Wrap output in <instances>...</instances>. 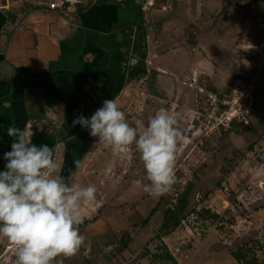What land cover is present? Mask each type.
Segmentation results:
<instances>
[{
	"label": "rangeland",
	"instance_id": "374dc122",
	"mask_svg": "<svg viewBox=\"0 0 264 264\" xmlns=\"http://www.w3.org/2000/svg\"><path fill=\"white\" fill-rule=\"evenodd\" d=\"M4 1L8 5V0ZM134 6V3L126 5L128 10L120 17L121 22L132 19L137 10ZM98 7L95 0L81 13L77 5L76 12L62 14L69 22L77 24L81 18L93 23L99 13L105 15L101 16L105 21L112 8L101 7L97 11ZM136 23L137 29L141 28L148 39H144L147 43L142 41L144 48L140 57L149 71L135 79L127 78L129 91L122 97L117 88L110 99L121 96L118 102L129 122L136 116L145 125L157 109L176 105L184 140L178 144L175 183L162 195H150L144 190L149 181L134 146L116 157L110 147L94 148L97 138L91 137L88 130L76 131V135L72 129L67 137L61 138L53 134L49 146H59L64 141L56 157L60 165L56 175L69 183L94 184L97 188L96 199L82 205L84 220L79 225L91 250L81 248L72 257H57L54 264H169L153 255L164 251L163 245L179 264H245L231 254L242 244L251 248L249 255L255 253L259 263L264 264V1L154 0L146 14L142 12V21ZM135 34L134 28L128 37L132 39ZM167 37L173 40L174 52L176 48L183 49L180 43L188 51L198 40L203 47L208 46L209 57L218 60L219 67L213 80L198 77V83L206 89L221 95L227 93L234 77L253 84L258 107L244 123L247 129L236 132L240 127L234 125L222 134L210 132L205 136L198 123L207 105L196 85L183 79L187 86L194 87V91H189L196 93L193 109L186 110L180 106L182 92L174 88L170 80L168 87L156 81L154 67L159 64L152 63L151 58L147 60V50L153 49L151 42L159 43L154 42L157 38L165 40ZM163 45L158 44V48ZM217 47L219 50H214ZM127 49L128 56L124 58L129 65L135 59L129 57L133 55L132 48ZM150 57L155 59L153 55ZM181 61H184L181 65L187 66L184 59ZM172 76L178 88H188L182 84L179 73ZM101 96L97 109L103 106ZM184 101L189 103L187 99ZM65 124L67 126L68 122ZM77 160L82 162L79 169L74 163ZM110 163L115 164L114 172L105 175ZM188 181L194 186L186 209L196 210L184 216L175 227L161 228L164 210L175 205ZM154 206L156 210L152 212ZM205 208L219 217H203L201 213ZM15 260V246L0 237V264H15Z\"/></svg>",
	"mask_w": 264,
	"mask_h": 264
},
{
	"label": "crops",
	"instance_id": "0c3cea01",
	"mask_svg": "<svg viewBox=\"0 0 264 264\" xmlns=\"http://www.w3.org/2000/svg\"><path fill=\"white\" fill-rule=\"evenodd\" d=\"M94 1L84 0L78 4L80 13ZM97 1V11L101 7H111V14L104 10L105 21L101 17L105 15L99 13L97 21L88 23L81 18L79 25L69 22L64 13L48 10L40 0H8L7 6L0 7V171L5 170L4 153L11 150L13 138L7 135V128L13 122L30 133L33 143L49 144L53 134L61 138L67 137L72 129L73 133L87 131L78 130L82 127L73 126V120L79 115L91 117L100 103V92L102 102L110 99L117 88L122 97L129 91L127 78H131L129 70L135 61L128 65L124 55L128 56L127 48L130 47L133 55L129 57H140L144 48L142 41L147 43L148 39L141 40L136 55L133 48L138 42L134 38L136 34L131 39L122 27L132 24L133 29H137L138 9L134 6L137 9L132 16L134 20L121 22L120 17L128 10L129 2ZM76 8L72 7L67 14L76 12ZM167 38L154 41H159V45L163 43V47L158 48V44L151 42L153 49L147 50V60L151 58L152 63L159 64L154 67L156 81L167 87L171 81L174 88L182 92L179 105L191 110L196 93L192 94L194 87L187 86L183 79L188 82L195 79L199 85L200 76L213 80L218 60L209 57L208 46L203 47L200 40L189 51L180 43L183 49L176 48L174 52L173 40ZM180 50L185 53L177 52ZM179 58L184 59L187 66L181 65L184 61ZM175 73H179L187 89L177 87L172 76ZM186 99L189 103L184 101ZM176 108L171 105L167 109L178 114ZM190 130L191 127L188 132ZM62 143L64 141L59 147Z\"/></svg>",
	"mask_w": 264,
	"mask_h": 264
},
{
	"label": "clouds",
	"instance_id": "9594fccd",
	"mask_svg": "<svg viewBox=\"0 0 264 264\" xmlns=\"http://www.w3.org/2000/svg\"><path fill=\"white\" fill-rule=\"evenodd\" d=\"M131 121L113 98L104 100L91 117L76 116L73 126L97 138L94 148L110 147L116 157L134 146L149 181L144 190L162 195L175 183L178 144L184 140L178 114L162 107L147 125L136 116ZM7 135L13 139L11 150L4 153L5 170L0 171V237L15 246V264H54L57 257H72L81 248L90 251L79 225L84 220L82 205L96 199V186L69 183L56 175L58 145L33 143L30 133L15 122ZM74 163L82 167L80 160ZM114 169L110 163L105 175Z\"/></svg>",
	"mask_w": 264,
	"mask_h": 264
},
{
	"label": "built area",
	"instance_id": "2783aa9c",
	"mask_svg": "<svg viewBox=\"0 0 264 264\" xmlns=\"http://www.w3.org/2000/svg\"><path fill=\"white\" fill-rule=\"evenodd\" d=\"M83 1L46 0L44 6L48 10L67 14L72 7H76ZM136 1L144 14H146L148 6L154 2V0ZM189 83L190 85H196L198 93L202 95L203 103L207 105L198 123V128L205 132V136H208L210 132L222 134L234 122H248V117L257 112L253 84L244 82L240 77H234L229 85L228 92L222 95L217 91L206 89L204 86L197 84L195 79H192Z\"/></svg>",
	"mask_w": 264,
	"mask_h": 264
},
{
	"label": "trees",
	"instance_id": "16d2710c",
	"mask_svg": "<svg viewBox=\"0 0 264 264\" xmlns=\"http://www.w3.org/2000/svg\"><path fill=\"white\" fill-rule=\"evenodd\" d=\"M264 1V0H262ZM119 4H125L127 2L129 3H134L135 6L138 9V15H139V20L138 23L142 21V11L140 9L139 4L137 3L136 0H117ZM134 25H126V27H122L123 31L128 34V32L133 29ZM136 35H137V40L134 44V51L136 55H138V47L140 46L141 40L145 39V35L142 32L141 28L136 29ZM147 73V68L145 65L144 59L137 57L135 58V62L131 65V68L129 70V77L134 78L140 74H146ZM238 76V75H236ZM215 90V88H213ZM257 106V105H256ZM258 107V106H257ZM245 122L243 121H238L234 122L231 126L234 127V125H239L240 130L236 132H241L244 129H247L246 125L244 124ZM194 184L192 181H188L186 184L185 189L180 193V195L177 197L176 203L173 207H167L164 210L163 214V221L161 223V228H164L166 230H169L176 225L179 224L180 220L186 216L189 212H194L196 209L191 208L190 210H187V204L190 199V194L191 190L193 188ZM156 206L152 208V212H155ZM203 217L210 216V217H219L217 213H211L210 209L205 208L203 210V213H201ZM164 251L159 252V253H154V257L160 258L162 260H167L170 263L169 264H179V262L176 260V258L172 255V253L169 251L166 245H163ZM251 251V248L245 244H242L238 246L235 250L231 251L232 256L238 261L242 262L245 264H260L259 259L255 253L252 252L251 255H249ZM264 262V260H263Z\"/></svg>",
	"mask_w": 264,
	"mask_h": 264
},
{
	"label": "bare ground",
	"instance_id": "6f19581e",
	"mask_svg": "<svg viewBox=\"0 0 264 264\" xmlns=\"http://www.w3.org/2000/svg\"><path fill=\"white\" fill-rule=\"evenodd\" d=\"M5 5H7V4L5 3V1H4V0H0V6H5Z\"/></svg>",
	"mask_w": 264,
	"mask_h": 264
}]
</instances>
